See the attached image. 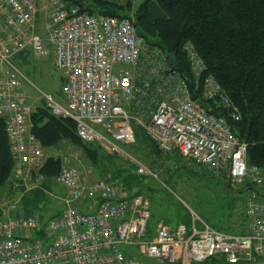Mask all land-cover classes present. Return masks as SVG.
Returning <instances> with one entry per match:
<instances>
[{
	"label": "built area",
	"instance_id": "built-area-1",
	"mask_svg": "<svg viewBox=\"0 0 264 264\" xmlns=\"http://www.w3.org/2000/svg\"><path fill=\"white\" fill-rule=\"evenodd\" d=\"M67 1L0 0V116L15 163L13 180L39 189L45 182L39 169L46 155L31 133L34 108L13 61L28 49L34 59L50 55L62 73L66 106L43 96L54 115L76 122L81 140L156 178L125 149L140 129L160 153L177 154L232 189L244 187V223L219 230L192 215L189 224L171 227L159 220L152 228L142 194L110 174L85 184L76 168L62 165L53 181L66 197L56 215L44 219L37 212L22 214L16 201L7 205L0 220V264H264V169L247 164L245 141L203 106L214 104L219 86L210 78L208 91L198 89L204 65L195 50L183 46L195 81L192 101L186 81L137 35L130 18L91 14Z\"/></svg>",
	"mask_w": 264,
	"mask_h": 264
},
{
	"label": "trees",
	"instance_id": "trees-1",
	"mask_svg": "<svg viewBox=\"0 0 264 264\" xmlns=\"http://www.w3.org/2000/svg\"><path fill=\"white\" fill-rule=\"evenodd\" d=\"M67 2L91 14L130 18L137 35L144 38L148 47L156 48L164 55L173 53L176 56L179 65L170 67V71L193 84L183 51V46L189 43L204 65L200 81L213 78L227 97L229 109L238 112L236 122H228L233 134L247 145V164L264 169V0H144L133 11L130 0L124 4L118 0ZM122 10L126 13L119 14ZM29 56V50L25 49L15 54L13 61L18 67ZM64 82L62 76L61 86ZM202 104L211 113L227 118L228 109L217 98L214 104L206 101ZM30 122L31 133L43 149L63 141L70 142L85 154L101 176L110 174L127 190L141 194L143 175L127 171L123 164H114L120 158L116 154L104 153L96 143L81 140L76 133V122L54 115L44 98L30 114ZM135 133L136 142L125 148L128 152L134 151V155L140 157V148L145 147L159 154L154 143L140 129L135 128ZM177 158L180 160L178 155ZM62 163L59 157L48 155L39 173L45 181L52 179ZM14 166L5 120L0 116V185L14 181ZM222 181L228 190L240 192L245 189H232L224 178Z\"/></svg>",
	"mask_w": 264,
	"mask_h": 264
},
{
	"label": "rangeland",
	"instance_id": "rangeland-1",
	"mask_svg": "<svg viewBox=\"0 0 264 264\" xmlns=\"http://www.w3.org/2000/svg\"><path fill=\"white\" fill-rule=\"evenodd\" d=\"M143 1L131 0L132 11ZM93 8L96 9V6ZM122 13H126V10L119 11V14ZM17 68L24 76L22 91L28 105L36 107L41 104L43 95H50L57 103L63 107L66 106L61 94L62 73L52 64L50 55L43 59H34L29 56ZM103 152L106 153L104 150ZM44 153L47 156L59 157L64 165L76 168L82 175V170L90 168L100 177L99 179L107 176H101L97 169L90 167V161L85 154L70 142L63 141L44 149ZM129 153L147 168L153 170L157 176L153 178L151 175H144L142 179L144 188L141 194L150 203L151 216L148 224L152 228L159 220H163L171 227L178 223L189 224L192 215H196L219 230L240 229V225L244 223L245 199L248 196L245 189L240 192L226 189L222 178L195 171L191 167V162L178 160L176 154L173 156L160 152L154 154L152 150L148 151L145 147L140 148L141 158L135 156L134 151ZM113 163L123 164L127 171H136L135 167H132V164L125 158L120 157ZM93 177L90 175L84 179L91 181ZM50 189L51 194L56 197H61L65 193L61 185L51 184ZM46 197L45 206L43 207L40 202L34 209V212L39 213L45 219L62 208L59 198ZM2 219L4 218H0Z\"/></svg>",
	"mask_w": 264,
	"mask_h": 264
},
{
	"label": "crops",
	"instance_id": "crops-1",
	"mask_svg": "<svg viewBox=\"0 0 264 264\" xmlns=\"http://www.w3.org/2000/svg\"><path fill=\"white\" fill-rule=\"evenodd\" d=\"M149 150V148H146ZM175 155V154H173ZM170 155V156H173ZM177 155V154H176ZM169 156V157H170ZM63 162V161H62ZM62 165H64V162L62 163ZM90 167H92L90 165ZM83 175L80 174L82 181L85 184H89L91 183V181H95L98 180L100 177L97 176V174H95V172L90 169L87 168L85 171L82 170ZM90 175H93V179L91 181H88L87 179H84V177H89ZM13 180V177H12ZM11 182V181H10ZM14 182V181H13ZM13 182L11 183H5L3 185H0V218H5L7 216V205L12 202V201H16L17 202V206H18V210L22 213V214H30L34 212V209L38 206V204L40 202H42V206H45V201L47 199L46 196H51V197H55V198H59L62 202V207H63V199L66 197V190L65 193L63 195H61V197H56L53 196L51 194V189L50 186L51 184H56L52 179H49L47 181H45V184H43V188L39 189V188H34L32 186H28V187H22V186H18L17 184H14ZM58 185V184H56ZM93 203H91V205H93ZM61 209V208H60ZM60 209H58L54 215H56ZM93 207L91 208H87L86 210H92ZM36 213V212H35ZM52 215V216H54ZM43 218V217H42ZM49 218V217H48ZM45 219V218H44ZM126 252L131 253L130 249L126 248L125 249Z\"/></svg>",
	"mask_w": 264,
	"mask_h": 264
},
{
	"label": "bare ground",
	"instance_id": "bare-ground-1",
	"mask_svg": "<svg viewBox=\"0 0 264 264\" xmlns=\"http://www.w3.org/2000/svg\"><path fill=\"white\" fill-rule=\"evenodd\" d=\"M119 1V3H121V4H124V3H126V1L127 0H118ZM192 47V46H191ZM193 48V47H192ZM194 50V49H193ZM184 51V50H183ZM185 53V52H184ZM197 54V53H196ZM19 70V69H18ZM211 77H206V78H204L203 80H201L200 81V77L197 79V87H198V89L200 90V91H203V92H205V91H208L209 89H207L206 88V84L209 82V79H210ZM190 84H191V82L190 81H188ZM186 83H187V81H186ZM216 83V82H215ZM217 84V83H216ZM193 85L195 86V81H193V84H191V86L193 87ZM217 98V100H219L220 102H222V104L224 105V107L225 108H227L228 110H227V114H228V116H229V119H228V116H227V118L226 117H224V116H221L222 118H224L227 122H228V120H234L235 122H236V120L238 119V112L237 111H235L234 109L233 110H230L229 108H230V103H229V101H228V99H227V97H225V94L220 90V88H219V95L217 96L216 95V97H215V99ZM45 103H46V101H45ZM46 106H47V103H46ZM48 107V106H47ZM33 108H35V107H33ZM220 110V109H219ZM222 111V110H221ZM226 116V115H225ZM229 123V122H228ZM44 150V149H43ZM47 156V155H46Z\"/></svg>",
	"mask_w": 264,
	"mask_h": 264
},
{
	"label": "water",
	"instance_id": "water-1",
	"mask_svg": "<svg viewBox=\"0 0 264 264\" xmlns=\"http://www.w3.org/2000/svg\"><path fill=\"white\" fill-rule=\"evenodd\" d=\"M164 59L165 62L172 68H176L179 65V61L177 60L176 56L173 53L166 54ZM187 91L190 99L192 101H195L197 99V96L193 93L192 86L189 82H187Z\"/></svg>",
	"mask_w": 264,
	"mask_h": 264
}]
</instances>
